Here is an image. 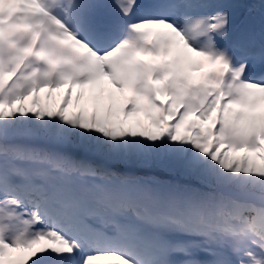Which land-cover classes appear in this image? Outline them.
<instances>
[{
	"label": "snow or ice",
	"instance_id": "obj_1",
	"mask_svg": "<svg viewBox=\"0 0 264 264\" xmlns=\"http://www.w3.org/2000/svg\"><path fill=\"white\" fill-rule=\"evenodd\" d=\"M0 264H264V0H0Z\"/></svg>",
	"mask_w": 264,
	"mask_h": 264
},
{
	"label": "bare ground",
	"instance_id": "obj_2",
	"mask_svg": "<svg viewBox=\"0 0 264 264\" xmlns=\"http://www.w3.org/2000/svg\"><path fill=\"white\" fill-rule=\"evenodd\" d=\"M55 95V94H54Z\"/></svg>",
	"mask_w": 264,
	"mask_h": 264
}]
</instances>
